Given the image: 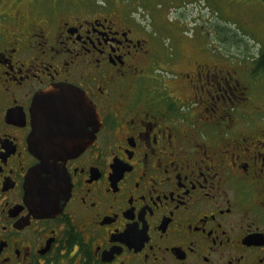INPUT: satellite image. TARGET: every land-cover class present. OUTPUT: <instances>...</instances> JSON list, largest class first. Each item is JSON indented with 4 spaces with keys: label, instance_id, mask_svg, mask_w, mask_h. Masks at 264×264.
<instances>
[{
    "label": "flooded vegetation",
    "instance_id": "af4514ba",
    "mask_svg": "<svg viewBox=\"0 0 264 264\" xmlns=\"http://www.w3.org/2000/svg\"><path fill=\"white\" fill-rule=\"evenodd\" d=\"M43 2L0 0V264H264V104L250 69L160 43L103 2ZM63 85L101 127L30 190L36 97Z\"/></svg>",
    "mask_w": 264,
    "mask_h": 264
},
{
    "label": "rangeland",
    "instance_id": "374dc122",
    "mask_svg": "<svg viewBox=\"0 0 264 264\" xmlns=\"http://www.w3.org/2000/svg\"><path fill=\"white\" fill-rule=\"evenodd\" d=\"M41 1V0H40ZM62 9L77 13L87 8L118 7L157 40L182 48L204 45L215 51L223 64L247 68L254 98L264 104V69L255 71V60L264 51V0H57ZM45 9L51 0H44ZM88 4V6L86 5ZM72 11V12H73ZM256 65V66H255Z\"/></svg>",
    "mask_w": 264,
    "mask_h": 264
},
{
    "label": "water",
    "instance_id": "95a60500",
    "mask_svg": "<svg viewBox=\"0 0 264 264\" xmlns=\"http://www.w3.org/2000/svg\"><path fill=\"white\" fill-rule=\"evenodd\" d=\"M100 127L97 108L82 90L63 85L37 95L30 144L42 163L33 169L27 188L34 189L31 184L35 178L51 166L49 158L80 153L94 142Z\"/></svg>",
    "mask_w": 264,
    "mask_h": 264
},
{
    "label": "trees",
    "instance_id": "16d2710c",
    "mask_svg": "<svg viewBox=\"0 0 264 264\" xmlns=\"http://www.w3.org/2000/svg\"><path fill=\"white\" fill-rule=\"evenodd\" d=\"M255 64H257V66L255 67V71L258 72V70L260 69H264V51H261V55L259 56L258 59L255 60Z\"/></svg>",
    "mask_w": 264,
    "mask_h": 264
}]
</instances>
